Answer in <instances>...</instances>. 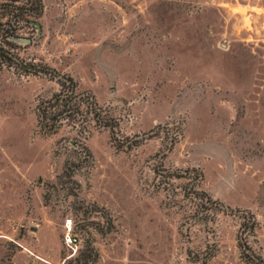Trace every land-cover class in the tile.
<instances>
[{
    "label": "rangeland",
    "instance_id": "obj_1",
    "mask_svg": "<svg viewBox=\"0 0 264 264\" xmlns=\"http://www.w3.org/2000/svg\"><path fill=\"white\" fill-rule=\"evenodd\" d=\"M42 3L19 53L108 124L0 68V264H264V0Z\"/></svg>",
    "mask_w": 264,
    "mask_h": 264
},
{
    "label": "trees",
    "instance_id": "obj_2",
    "mask_svg": "<svg viewBox=\"0 0 264 264\" xmlns=\"http://www.w3.org/2000/svg\"><path fill=\"white\" fill-rule=\"evenodd\" d=\"M42 10V0H0V13L6 15V19L0 20V68L5 65L17 72L56 74L60 89L49 98L40 100L36 106L38 123L45 131L54 132L63 119L75 118L83 103H86V106L94 112L98 121L108 124V120L102 117L93 106V100H85L75 93V82L70 76L60 74L53 67L33 59H27L19 53L21 44L9 38L10 35L21 36L18 30L21 27V19L32 25H38L37 17ZM249 226H254L253 219ZM85 262L77 257L74 264H85Z\"/></svg>",
    "mask_w": 264,
    "mask_h": 264
},
{
    "label": "built area",
    "instance_id": "obj_3",
    "mask_svg": "<svg viewBox=\"0 0 264 264\" xmlns=\"http://www.w3.org/2000/svg\"><path fill=\"white\" fill-rule=\"evenodd\" d=\"M24 34L27 33H22L19 31V35L23 36ZM27 59L31 60L34 58H32L31 56H25ZM64 227H65V234H64V241L67 244H75L78 242L79 237L78 235L73 231V221L71 217H66L65 221H64Z\"/></svg>",
    "mask_w": 264,
    "mask_h": 264
},
{
    "label": "water",
    "instance_id": "obj_4",
    "mask_svg": "<svg viewBox=\"0 0 264 264\" xmlns=\"http://www.w3.org/2000/svg\"><path fill=\"white\" fill-rule=\"evenodd\" d=\"M10 39L20 43V44H26L31 41V38L28 36H9Z\"/></svg>",
    "mask_w": 264,
    "mask_h": 264
}]
</instances>
